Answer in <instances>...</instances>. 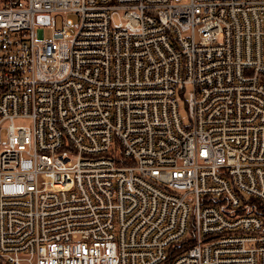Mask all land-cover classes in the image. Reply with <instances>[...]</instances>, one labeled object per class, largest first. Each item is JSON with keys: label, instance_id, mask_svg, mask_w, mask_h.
Wrapping results in <instances>:
<instances>
[{"label": "built area", "instance_id": "2783aa9c", "mask_svg": "<svg viewBox=\"0 0 264 264\" xmlns=\"http://www.w3.org/2000/svg\"><path fill=\"white\" fill-rule=\"evenodd\" d=\"M250 201L264 0H0V264H264Z\"/></svg>", "mask_w": 264, "mask_h": 264}, {"label": "trees", "instance_id": "16d2710c", "mask_svg": "<svg viewBox=\"0 0 264 264\" xmlns=\"http://www.w3.org/2000/svg\"><path fill=\"white\" fill-rule=\"evenodd\" d=\"M248 204L250 205V207H252L253 209H255V211H254V213L255 214H264V211H263V208H261V207H258V205L255 203V202H253V201H250V202H248ZM258 211V213H257V211Z\"/></svg>", "mask_w": 264, "mask_h": 264}, {"label": "rangeland", "instance_id": "374dc122", "mask_svg": "<svg viewBox=\"0 0 264 264\" xmlns=\"http://www.w3.org/2000/svg\"><path fill=\"white\" fill-rule=\"evenodd\" d=\"M71 21H73L75 23V19L73 17H70ZM50 38V32L48 30L45 31V39H48ZM182 116L185 115V112L184 110H181L180 111Z\"/></svg>", "mask_w": 264, "mask_h": 264}]
</instances>
